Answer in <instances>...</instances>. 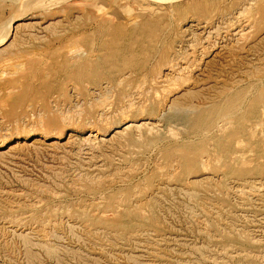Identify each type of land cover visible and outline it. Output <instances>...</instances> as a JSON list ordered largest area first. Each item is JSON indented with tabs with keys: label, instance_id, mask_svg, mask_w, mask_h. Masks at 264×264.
<instances>
[{
	"label": "rangeland",
	"instance_id": "374dc122",
	"mask_svg": "<svg viewBox=\"0 0 264 264\" xmlns=\"http://www.w3.org/2000/svg\"><path fill=\"white\" fill-rule=\"evenodd\" d=\"M0 30V264H264V0H0Z\"/></svg>",
	"mask_w": 264,
	"mask_h": 264
},
{
	"label": "bare ground",
	"instance_id": "6f19581e",
	"mask_svg": "<svg viewBox=\"0 0 264 264\" xmlns=\"http://www.w3.org/2000/svg\"><path fill=\"white\" fill-rule=\"evenodd\" d=\"M20 19H21V17H19V18L16 17V18H13L11 21H9V23L6 24V27H7L8 31H9V29H11V28L14 26V24L16 23V21H17V20H20ZM2 29H3V28H2ZM2 29H1V30H2ZM1 30H0V31H1ZM4 31H5V30H4ZM4 31H3V33H4ZM6 32H7V30H6ZM189 108H190V106H189ZM190 110H191V108L189 109V111H190ZM221 110H222V109H221ZM142 111H143V110H142ZM221 112H222V111H221ZM224 112H225V111H224ZM224 112H223V113H224ZM228 113H229V112H228ZM224 114H225V113H224ZM206 117H207V116H206ZM208 120H209V119H208ZM208 122H209V121H208ZM204 123H207V121L204 122ZM137 124H138V123H137ZM141 124H143V122L139 123L138 125H141ZM144 124H145V123H144ZM130 125H132L131 122H130V124H128V126H130ZM138 125H137V126H138ZM128 126H127V127H128ZM141 126H142V125H141ZM139 127H140V126H139ZM119 130H120V129H119ZM119 130H118V131H119ZM122 131H123V130H122ZM120 132H121V131H119V133H120ZM180 156H181V155H180Z\"/></svg>",
	"mask_w": 264,
	"mask_h": 264
}]
</instances>
